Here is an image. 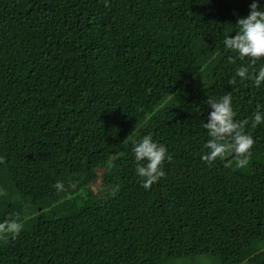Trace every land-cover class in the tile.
Here are the masks:
<instances>
[{
  "label": "trees",
  "instance_id": "trees-1",
  "mask_svg": "<svg viewBox=\"0 0 264 264\" xmlns=\"http://www.w3.org/2000/svg\"><path fill=\"white\" fill-rule=\"evenodd\" d=\"M249 3L0 0V264H264V125L247 167L200 160L208 96L264 104L222 47ZM148 134L173 158L145 191Z\"/></svg>",
  "mask_w": 264,
  "mask_h": 264
},
{
  "label": "clouds",
  "instance_id": "clouds-1",
  "mask_svg": "<svg viewBox=\"0 0 264 264\" xmlns=\"http://www.w3.org/2000/svg\"><path fill=\"white\" fill-rule=\"evenodd\" d=\"M104 5L109 7V0H104ZM234 14L237 16L235 31L223 36L222 47L224 51L234 53L241 63L235 68L229 84L247 82L259 89L264 86V0H251L246 15ZM206 104L210 110L206 122L203 120L201 125L207 136L201 150V162L212 166L221 160L229 166L230 152L237 168L247 167L256 139L246 129L264 125V104L257 102L252 115L244 119L237 118L231 92L219 98L208 96ZM129 142L135 162L134 173L140 178V186L149 191L164 178V165L173 157L168 147L156 141L151 134L138 140L126 138L123 147H129ZM3 162L4 157L0 156V163ZM54 187L63 191L64 183L57 181ZM23 227L19 216H5L0 221V240L16 239Z\"/></svg>",
  "mask_w": 264,
  "mask_h": 264
},
{
  "label": "rangeland",
  "instance_id": "rangeland-1",
  "mask_svg": "<svg viewBox=\"0 0 264 264\" xmlns=\"http://www.w3.org/2000/svg\"><path fill=\"white\" fill-rule=\"evenodd\" d=\"M95 188H96V186H95ZM191 261H193L192 264H202V259H200V258H196V259L191 260ZM180 264H188V262L182 261Z\"/></svg>",
  "mask_w": 264,
  "mask_h": 264
}]
</instances>
